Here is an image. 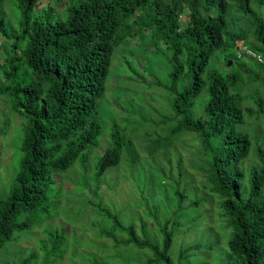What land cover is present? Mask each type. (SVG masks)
Segmentation results:
<instances>
[{
	"label": "trees",
	"instance_id": "16d2710c",
	"mask_svg": "<svg viewBox=\"0 0 264 264\" xmlns=\"http://www.w3.org/2000/svg\"><path fill=\"white\" fill-rule=\"evenodd\" d=\"M42 1L0 0V98L20 131L18 148L12 145L20 160L8 189L0 188V250L26 236L17 264H37L39 258L41 264H57L70 233L64 225L51 227L65 209L70 224L73 216L87 213L84 230L94 231L84 253L73 248L72 260L100 264L97 254L106 251L133 264L214 263L211 257L216 264H264V137L253 138L245 129L248 118L264 123L263 89L248 88L264 87V0H67L62 11L41 7ZM245 46L263 62L254 56L237 60ZM136 57L144 62L141 70L131 60ZM217 60L236 68L224 73L214 67ZM133 81L135 89H168L173 96L172 115L154 121L155 130L144 140L147 153L160 162L144 165L150 174L136 175L137 191L148 195L141 204L120 197L123 186L113 169L141 162L132 137L143 124L133 121L146 119L128 113L129 127H123V115L116 112L109 127L100 113L110 87L130 96ZM138 97L135 104L146 102L144 94ZM183 142L191 146L194 162L179 167V154L174 176L171 157ZM252 154L257 162L248 167ZM185 174L192 180H183ZM152 189L160 190L162 201L151 196ZM170 204L177 209L161 219L158 214ZM140 207L150 214L138 217V227L133 210ZM142 217H152L158 230L148 231ZM185 218L201 232L203 218L206 227L217 223L220 235L182 244L175 257ZM34 242L37 250L30 251Z\"/></svg>",
	"mask_w": 264,
	"mask_h": 264
},
{
	"label": "rangeland",
	"instance_id": "374dc122",
	"mask_svg": "<svg viewBox=\"0 0 264 264\" xmlns=\"http://www.w3.org/2000/svg\"><path fill=\"white\" fill-rule=\"evenodd\" d=\"M66 3H67V0H63L59 3H56V0H44L41 2L40 5L41 7L52 5V6H55L58 11H62L64 10ZM8 13L10 16L12 17L14 16V11L10 10V8L8 9ZM136 42H137V39L133 41L134 44ZM2 51H3V47L0 46V52ZM131 60L135 61L134 64L135 66L136 65L138 66L136 67L139 70L143 68L144 62L142 59H140L139 57H136V58H131ZM243 61H245V59ZM120 63L122 64V68H125L127 65L123 61ZM232 65L226 66L224 60H219V61L217 60L214 67L224 73H227L228 71L236 68V66L232 68ZM168 67L169 68H165V70L167 71V74L170 75V72L172 70V65L168 64ZM211 67H212V62L210 63L209 69ZM120 69L117 68V71ZM263 77H264V74H263ZM0 78H1V75H0ZM130 78H133V77H130ZM169 81H170V78L166 76L165 82L168 83ZM134 83L135 82L133 81L131 82V85H130V89H131L130 96H129V93L126 92L125 90L118 92V90L115 87L113 88L110 87L107 90L105 97L100 103V113L104 117V120L110 121L109 127L113 125V123H116L114 120L117 117L116 112H118L120 115H123V117L119 118V121H118V123L123 127H129V121H128L129 116H127L128 113L130 115L131 113H133L135 115H138L139 117H141L140 115H143V117L146 119L145 121H143L141 117L139 122L133 121L136 124H140V123L143 124V126L138 128V131L132 137L134 147L137 153H139L141 162L139 163V165L135 166L133 169L125 166L124 163H122L120 167L113 169L114 170L113 177L118 178L120 181V184H122L123 186V192L122 194H120V197L123 198L124 200H128V201L130 200L131 202L141 204L143 201L148 199V195L147 193H143V198H144L143 199L142 195L137 191L136 182L140 184L141 180L137 178L136 175L141 174V172L150 174L151 171L149 170V168H147L144 165L154 167V164L151 161L156 160V163L160 162L159 161L160 159L158 160V156L151 157L147 153L144 147L145 146L144 140L146 139V135L149 137L150 135H152L153 131L155 130L156 127L154 128L155 125H153L154 121L158 122L161 120L162 116L172 115L173 111L168 101L171 100L173 96H172V93L168 89H164V90L163 89L157 90L155 88L149 89V90L148 89L147 90L135 89ZM248 88L250 90L252 89V91L257 88H262L263 93H264V87H262L260 83H251L248 86ZM140 92L145 95L146 102H142L143 106L138 103L135 104L136 98L138 96L143 95ZM114 97H115V100H114ZM203 98L204 99L207 98V94H204ZM131 100H133V103H131ZM124 103L126 104L125 109H124L125 107ZM146 103L150 105L149 108L147 105L145 107ZM6 104H7L6 99L0 98V188L1 189L6 188L4 189V191H6L9 185L11 184V178L14 176L13 174L14 166L16 167L17 163L20 160V158H18L20 155L18 150L16 154L13 155L14 150L12 148V145L13 147L15 146L16 149L18 148L17 145L19 144L18 139H19V132H20L19 131V121L16 120V117H15L16 115L13 114L11 111L8 113ZM247 106L252 107V103H247ZM129 108L133 110L131 111ZM136 126L137 125H135L134 127ZM245 129L249 131V133L251 134V136H253V138H255L256 136H260L261 138L264 137V123L262 120L257 121L254 118H248ZM5 130L7 131L6 134L3 133V131ZM140 140L142 142H140ZM187 142H191L189 138H187ZM187 142L180 143L178 145L179 153L178 154L175 153L176 155H173L171 157L172 163L175 164L174 176H178L177 169L179 165V162H178L179 154L183 153V162L182 164H180L179 167L183 166L186 168V165L188 164V162L189 163L194 162V159H193L194 152L191 149V146L189 145V143ZM162 161H163V165H168V163H166L164 159H162ZM248 161L249 162L246 163V166L248 167L255 164L257 162V158L255 154H252L249 157ZM191 170H192L191 168H188V173L189 171L191 172ZM193 172H196V171L193 170ZM131 175L133 177H131ZM189 177H190V180H192V177L191 176ZM189 177H187V174H185V177L183 178V180L187 179L189 181ZM134 178H136V181ZM55 179H56L57 184L61 182V177L55 176ZM165 182L168 183L166 179L164 180V183ZM197 182L200 185L202 183L201 178H198ZM172 184L173 183L170 182L169 184L170 189H171L170 186ZM152 188H153V185H152ZM154 188H157V187H154ZM159 191H160L159 189H154V190L152 189V191H150V194L156 200L162 201L163 196L159 194ZM87 195L91 198V195L89 193ZM215 205L218 206L217 204ZM63 208H65L64 201L62 203V209ZM206 208H210V206H206ZM80 209H81V205H78L76 207V210H80ZM176 209L177 208L175 207V204H170L169 211L164 212L163 216H162V211H160L158 215L161 217V219L162 218L165 219L170 213H172L173 215ZM213 209L214 207L211 206L210 214L212 213ZM133 212L137 217L136 224L138 227L140 225L138 217L141 215L150 214V210H147L144 207L142 208L140 207V209H134ZM198 212H204L205 214L207 213L205 210H198ZM66 213L67 211L64 209L62 211V214L53 221L52 227H51L52 230H54V228L56 229V227H61L62 225H64V226H67V231L70 233L69 247L66 249V254L64 258L57 264H88L90 260L83 261L81 258L74 259V260L71 259V253L74 251L73 248L78 249L79 254L84 253L87 250L90 239L94 237L93 230L85 231L86 229H88L87 226L89 224L88 215L87 213H82L80 216H78L79 218H76L73 216L72 218L73 223L70 224L69 220L65 216ZM129 219H130V222H133L135 220L133 216H131ZM142 219L144 222L147 223L148 231L155 232L158 230V227L155 224L154 219L152 217H147V218L142 217ZM202 221L203 222L201 223L200 226L202 228L203 224L205 225L204 227L205 232L204 231L201 232L193 228L196 222L187 224L188 219L187 218L183 219L182 223L184 225L182 227H178V231L175 237V245L173 249L175 251L174 253L175 257L178 255L179 248L181 247L182 244H186V245L192 244V243H195L196 240L198 239H202L204 242L205 241L208 242L210 241L211 238H214L220 235V230H219L217 223L213 224L211 227L209 226L206 227L207 222H205L204 218L202 219ZM42 230L43 228L40 227L39 229L36 230V233H35L37 239L39 240L42 237H44ZM35 235H33L34 239H35ZM74 235H75V241L74 243H72ZM28 240L29 239L26 236H23L22 238H20L19 241L10 243L9 245H7L6 248L1 249L0 250V264H17V261H19L20 254H22V251H23L21 247H25L26 241ZM81 241H82V244H79ZM35 242L33 246L29 247L30 251H33L34 249L37 250V245H36L37 243ZM71 243H72V246H71ZM88 251L92 253V252H95V249L88 250ZM128 253H129V256H128L129 258H131L133 261L136 260L137 257L135 256V252L127 251L126 254ZM30 254L28 256H30ZM139 254H142V257H145L146 255L145 252H140ZM41 255H42V252L40 251L39 256ZM97 255L101 259L100 264H130V263L133 264L132 261L126 258H123L119 256L118 254L110 256L106 251H100L99 254ZM140 259L142 260V258ZM210 259H212L214 263L207 260L206 262L207 264H216L217 261L215 262V258L211 257ZM40 262L41 260L39 258L37 264H41Z\"/></svg>",
	"mask_w": 264,
	"mask_h": 264
},
{
	"label": "clouds",
	"instance_id": "9594fccd",
	"mask_svg": "<svg viewBox=\"0 0 264 264\" xmlns=\"http://www.w3.org/2000/svg\"><path fill=\"white\" fill-rule=\"evenodd\" d=\"M248 50H249V48L245 46V47H243V52H242V51L237 52V55H238L237 60H239V61H243V60L245 59V61H247V60L249 59V57L252 56V55H249V54L247 53ZM240 55H241V56H240ZM259 57H260V55H259ZM255 58H257L258 61L263 62V59H262V58H261V60L258 58V56L255 57ZM231 65H232V64H231Z\"/></svg>",
	"mask_w": 264,
	"mask_h": 264
},
{
	"label": "built area",
	"instance_id": "2783aa9c",
	"mask_svg": "<svg viewBox=\"0 0 264 264\" xmlns=\"http://www.w3.org/2000/svg\"><path fill=\"white\" fill-rule=\"evenodd\" d=\"M247 53H248L249 55H252V56H254V57H257L256 54H255L254 52H252L251 50H248ZM240 56H241V55H240ZM258 58L261 60V58H260L259 56H258Z\"/></svg>",
	"mask_w": 264,
	"mask_h": 264
},
{
	"label": "water",
	"instance_id": "95a60500",
	"mask_svg": "<svg viewBox=\"0 0 264 264\" xmlns=\"http://www.w3.org/2000/svg\"><path fill=\"white\" fill-rule=\"evenodd\" d=\"M231 64H232V62L230 61V62L228 63V65L231 66Z\"/></svg>",
	"mask_w": 264,
	"mask_h": 264
}]
</instances>
